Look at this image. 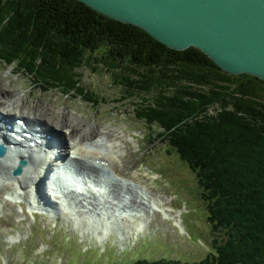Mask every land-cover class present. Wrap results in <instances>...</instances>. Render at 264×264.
Wrapping results in <instances>:
<instances>
[{
    "label": "trees",
    "instance_id": "obj_1",
    "mask_svg": "<svg viewBox=\"0 0 264 264\" xmlns=\"http://www.w3.org/2000/svg\"><path fill=\"white\" fill-rule=\"evenodd\" d=\"M18 1L15 11L11 12L16 5L11 0L9 11L3 12L10 1L0 0V34L5 41L0 39V59L43 85L63 86L68 81V87L78 90L81 82L74 77L88 65V55L102 49L99 64L109 69L125 59L122 84L129 90L139 82L132 91L156 94L160 100L155 101L157 111L141 116L162 124L166 141L199 177L212 228L217 220L234 239L227 244L231 256L224 251L227 246L215 254L218 264H264V82L224 73L199 49H170L144 30L110 19L78 0ZM10 12L12 18L8 14L5 19ZM213 68L222 79L208 77L205 71ZM187 69L197 77L196 73L195 78L187 77ZM175 85L182 86L176 90ZM193 85L190 95L187 88ZM178 93L187 100L178 99ZM195 93L198 99L191 98ZM215 105L219 112L209 115L207 110ZM236 110L249 114L252 122ZM219 200L226 205L216 212Z\"/></svg>",
    "mask_w": 264,
    "mask_h": 264
},
{
    "label": "rangeland",
    "instance_id": "obj_2",
    "mask_svg": "<svg viewBox=\"0 0 264 264\" xmlns=\"http://www.w3.org/2000/svg\"><path fill=\"white\" fill-rule=\"evenodd\" d=\"M8 1L10 2H7V4L4 5L3 12L9 11L8 9L11 5L9 3H11V0ZM12 1L16 2V5L11 6V12L15 11L16 7L20 3L18 0ZM11 12L5 13L4 18L6 19L8 14L9 19L12 18L14 13ZM1 35L2 33L0 34V37ZM0 39L1 42L5 43L3 37H1ZM1 42L0 48L2 47ZM114 46L115 45H111L110 47L114 49ZM100 50L95 51L91 57L88 55V65H85L82 69L79 70L80 76H77L76 78L74 77L76 81L81 82V93H74L73 98L71 96L66 97L67 95L63 96L61 91L69 90L67 86L69 85L67 84L68 81H65L66 85L62 89L54 90L52 92L47 91L48 93L44 94H41L37 89V95L41 97V101L53 100L55 102H61L63 100V102H66L72 101L74 99V101H72L73 107L83 112V120L81 122V124L83 123V125L80 124V127L82 128H86L85 125L89 123L92 124V127H95L97 131H112L119 129L134 130L143 128L145 132L144 135H151L152 130L148 128V126L144 122L138 120L136 117L138 116L137 114L143 115L144 112L149 113V111H151L152 109L154 111H157L155 101L159 100L158 95L156 96V94H151L150 96H147V94L145 95V93L143 95H140L137 93V91H132L131 88L138 87L139 82H137V84H133L131 82V88H129L127 85V87L129 88L128 90L124 86L126 84H122V81H124L126 77V72L124 69V66L126 65V60H116L115 64L119 65L118 68L115 67L109 69L100 66V56L98 55ZM103 51H106L104 50V47ZM1 63L7 65L11 64L4 63L0 60V76H2V79H4V83L8 88L3 89L5 95L8 94V92L6 93L5 90H9V92H12L15 88L16 97L19 96L18 99H21L25 97V94L27 92L25 91L24 87L33 86V89L36 88V86L34 85L35 79L32 78L30 75L24 72H19L17 74L15 70H19V68L15 69L13 66L8 67ZM187 70L188 72H185V75L189 73L190 76L187 75V77L195 78V70V73H192L190 69ZM205 72L207 73L208 77L211 76L213 79L219 80L223 78L221 75L222 73L216 68H213V71H211V73L207 71ZM201 75L204 74L201 73ZM180 86L182 85H175L174 89L178 90ZM194 88V85L187 88V91L190 95H194ZM19 89H23L25 94L23 92V95H20L22 92ZM204 91L207 92L208 90ZM29 94L32 95L33 92L30 91ZM176 97L182 101L187 100V96L185 97V95L183 94L178 93ZM81 98L86 100L87 103L84 102ZM191 98L198 99L197 94L195 93V97ZM19 101L21 100H17L16 103H18ZM27 107L28 106H24V108L21 109V105H18L16 106V109L18 111H21ZM219 110V105H215L210 107L207 112L209 111V115H216ZM237 112L238 114L242 113L240 110ZM204 115L203 117H205ZM242 115H247L245 116L247 120L249 122H252V118L248 116L249 114L244 112L242 113ZM92 127L89 126V130H85L88 133H92L94 132V130H92ZM163 131L165 130H162L161 132ZM117 132H120V130ZM161 132H157L156 134H159ZM101 134L108 136L110 133L101 132ZM98 135L99 134H97V136ZM97 136H94V139ZM164 138H166L164 135L158 138H156L155 135L152 142L156 139V144L151 145L148 150L142 154H140L138 151H136L135 153L134 151H131L129 158L131 159L132 165L138 164L136 168H139L141 170V176L144 177L145 184H148L149 186L153 184L155 188L158 189V191H164L165 193H167L173 198V206L178 209H182V223L186 234H182L180 231L174 228L172 222H169L170 226H163L159 224L158 229L147 230L145 231L144 236L138 237V239H146V241H151L154 243H147L146 241L142 240L137 242L136 237L134 240H131V244L128 245V247L125 244L120 249L119 243L117 241H114L112 238L110 239L106 247L102 246V250L106 248L107 250H111L116 256H118L120 252H122L124 249H135L134 244L137 242L135 250L137 256L143 255L145 258H154L156 254L155 249L157 242L159 245L158 251L161 252L159 254L160 256H164L165 254L169 253L170 256L176 260L180 258V260L187 261L189 263H199L207 258V254L210 248L211 251L214 253L212 254L213 258L210 257L209 259H206L205 264H218L220 260L216 257L215 254L219 250L224 249L229 241L233 242L234 239L228 238L227 229L221 227V225L218 224L217 220H215L214 222V229H212V235L210 234L211 230L209 229V225L205 222L207 214L210 211L207 207L208 203H204L201 198L202 190L199 187V177L195 174V172H190L189 169H186L184 167L183 163L179 159L181 157L176 152H174L173 150L172 152L169 151V142L166 144H162L159 142ZM144 145L146 146L145 142ZM145 161L146 163L143 165ZM145 166H149L150 169L146 168ZM151 169L155 170V172L158 174V181L155 180L156 176L151 172ZM4 171H7V169H5V164L0 163V174H2ZM131 171H133V169ZM131 176L134 175L131 174ZM21 187L24 188L22 185ZM225 205V201L221 202V200H219L216 206V212L223 211ZM4 212V214L16 215L17 207L5 208ZM74 214H76V212ZM157 217L160 220L162 219L159 215ZM14 219L15 217L10 218L8 216L7 220H4L3 223L0 224V264H9L11 262L12 264H32L33 257L35 256V253L33 252L25 256L20 247L17 248V253L13 255L11 253L4 252V250H6V240L9 238L10 235H15V233L10 227L13 224ZM28 223H30V221ZM36 225L38 226V228H35L34 230H41L44 226H51V223L48 222V224H46L43 219H39L36 221ZM60 226H62V224H59L57 228L61 229ZM19 227H22V225H20ZM174 232H178L181 236ZM22 234H29V228L27 226L23 227ZM51 235V230L43 234L39 233L35 237V243H38L42 240L44 242H51ZM209 235L211 236L210 238ZM62 236H70V238L75 240L77 242L76 244L79 246V243L75 238V234L69 233L68 235H66L64 233V230H62V232H60L57 237L60 238ZM60 245L61 246L59 247V250H57V257L60 258L59 261L57 260L56 253L54 254V250L50 252L51 256L49 258V261L48 258H44L48 261L47 264H55V262L62 261H64V264H105V262L110 263L112 260L115 259L114 254L111 251L104 252L101 258L97 254L92 252L82 253L81 251H79V249H77L74 244L60 242ZM231 247H235V243H232ZM46 248L51 250V248L48 246H46ZM147 249H150L153 252L147 253ZM115 250H117V253L115 252ZM224 251L226 253L228 252V257L231 256L230 254H233V250L229 249V247L225 248ZM123 253L124 252H122V254ZM123 258L128 260L130 258V253L124 254ZM44 259L42 258L41 260H39L38 263L43 264Z\"/></svg>",
    "mask_w": 264,
    "mask_h": 264
},
{
    "label": "water",
    "instance_id": "obj_3",
    "mask_svg": "<svg viewBox=\"0 0 264 264\" xmlns=\"http://www.w3.org/2000/svg\"><path fill=\"white\" fill-rule=\"evenodd\" d=\"M78 1L170 49H199L224 73L264 82V0Z\"/></svg>",
    "mask_w": 264,
    "mask_h": 264
},
{
    "label": "bare ground",
    "instance_id": "obj_4",
    "mask_svg": "<svg viewBox=\"0 0 264 264\" xmlns=\"http://www.w3.org/2000/svg\"><path fill=\"white\" fill-rule=\"evenodd\" d=\"M5 92L7 93L8 91L5 90ZM16 104H18V103H16ZM21 109H23V108H21ZM3 110H4V113L7 114V115H12V114L19 115L18 113H22V111H18L15 106L7 108L6 105L0 101V111L2 112ZM45 116L46 117H45L44 120L45 121H49V117H48L47 113L45 114ZM86 133H88V132L85 129H80V130L73 129V130H70V133L68 134V136H69L70 139H72L75 135H78V137H79L78 144L80 146L82 143L94 139V136L92 138H88L86 136ZM81 135H84L83 136L84 138L81 139ZM105 136H107V135H105ZM107 137L109 139L110 146L114 147L116 150H118L120 148V146L123 144V142L125 141V138H126L125 134L120 135L118 133L117 134H109ZM129 139L132 140L131 136L129 137ZM69 142H70V140L68 141V143ZM27 153H30V151L26 149V150H23L20 154H17V155H28ZM83 153H86V156L89 155L90 158L97 159V160H105V159H103V157L106 158V160H108L110 162L111 167L113 168V170L116 173H118V174H122V169L117 167L114 164L113 157H108L107 155H103L102 153H99V152H88V151H84L83 149H81L79 155H82ZM18 158H21V156H8L7 155L4 159H2L0 161V163H4L5 164V169H7V171H4L2 174H0V182L2 181V179H5L6 177H9L11 175V172L13 171V169L16 168L17 159ZM28 160H29V166L26 167V169L24 170V172L22 174V179L26 180L27 179L26 177H28V175H29V181L28 182L21 181V180L17 181V183H19L20 187H21V185L24 187V188L21 187L22 189L31 187L32 185H37L38 186L40 184L41 180H42V177H43V174H41V171L40 170L37 171L34 168L35 162H37L35 157L28 158ZM80 161L81 160L79 158H74L73 159V162L76 165L79 164ZM84 164L87 165L86 163H84ZM87 167H91L92 169L95 168L94 171H96V169H97L95 167V165H93V164H91L90 166L87 165ZM45 168H47V167H45ZM31 170H33V171H31ZM131 174L134 175V173H130V178H134V176H131ZM71 180H72V178H71ZM89 180H90V183L88 184L87 187L91 186V184L93 186V184L95 183V180L93 178H90ZM128 180H130V179H128ZM132 181H135V182L138 183V181H136L135 179H132ZM129 191H131V192H129ZM135 193H136V191L133 192L129 188L126 189V194H128L129 200L133 199L135 197V195L137 194V193L136 194ZM141 198L143 200H145L144 196H142ZM163 198H162V200H163L162 206H158V208L156 210L161 211L166 216V219L171 220L172 215L170 213L173 212V208L166 204V202L169 201L170 199H169V197H166V196H163ZM89 199H90L88 201L89 205L93 209H96L97 208V203L94 201L95 200V195L93 194V196H90ZM121 201H123V200H121ZM146 201H147L148 206L147 207L146 206L142 207L143 203L142 202L138 203V201L135 200L134 204H137L136 207L137 208H141V210L145 211V213H143L142 211H137V212H140L141 215H135L134 214L133 215L134 217L139 218V217H142L143 215H146V213H148V212H146V208H152V209L155 208L154 204L152 202H150V201H152L151 199H149V201L148 200H146ZM105 203L109 204L110 209L112 211H116L119 208V205H120V208H124L125 207L123 204H120V203L118 205V203L113 202V200H111L110 198H107L105 200ZM125 212H128V211L124 210V213ZM176 213H177V217H179L180 212H176ZM148 214H150V212ZM98 217H99L100 220H105L101 215H98ZM179 222H180V220H179ZM181 228H182V226H181Z\"/></svg>",
    "mask_w": 264,
    "mask_h": 264
}]
</instances>
